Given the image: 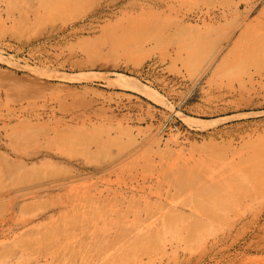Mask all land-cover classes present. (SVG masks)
Returning a JSON list of instances; mask_svg holds the SVG:
<instances>
[{
    "label": "rangeland",
    "instance_id": "rangeland-1",
    "mask_svg": "<svg viewBox=\"0 0 264 264\" xmlns=\"http://www.w3.org/2000/svg\"><path fill=\"white\" fill-rule=\"evenodd\" d=\"M0 8V264L264 263V0Z\"/></svg>",
    "mask_w": 264,
    "mask_h": 264
},
{
    "label": "bare ground",
    "instance_id": "bare-ground-1",
    "mask_svg": "<svg viewBox=\"0 0 264 264\" xmlns=\"http://www.w3.org/2000/svg\"><path fill=\"white\" fill-rule=\"evenodd\" d=\"M31 4L37 5L38 7H45V6H54L55 4H63V6H72V4L75 3L76 0H25ZM1 10V8H0ZM260 33H263L262 31ZM246 234V233H245ZM243 236H239V234L232 235H226L223 237H217L208 241H205L202 248L199 249V258H209L214 260H220L218 256L220 254L226 252L227 250H230L234 247H238L239 250H249L254 249L259 252H264V239H259L255 241L250 242H244L240 243ZM257 238V237H256ZM129 238H127L128 240ZM244 244V245H242ZM174 247V245H172ZM179 248L178 245L175 246V249L177 250ZM167 263L171 264V262L176 258L177 253L176 252H165ZM224 259V258H223ZM165 261V260H163ZM162 261V262H163ZM264 264V263H262Z\"/></svg>",
    "mask_w": 264,
    "mask_h": 264
}]
</instances>
